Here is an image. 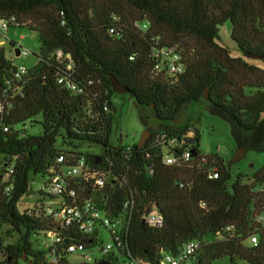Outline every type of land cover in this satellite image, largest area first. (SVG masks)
Listing matches in <instances>:
<instances>
[{
    "label": "trees",
    "instance_id": "trees-1",
    "mask_svg": "<svg viewBox=\"0 0 264 264\" xmlns=\"http://www.w3.org/2000/svg\"><path fill=\"white\" fill-rule=\"evenodd\" d=\"M100 1L0 0V17L14 14L32 19L34 26L29 29L38 33L40 44L37 61L30 66L27 82L5 121L13 130L0 128V152L16 157L12 192L4 193L7 183L1 172L6 173L7 167L2 166L0 172V252L5 255L1 264H52L45 249L34 247L32 237L45 234L54 224L20 212L18 204L29 193L32 175H43L67 147L80 151L84 146H111L117 114L112 77L127 85L140 105H154L161 119L176 117L186 103L201 98L206 88L212 100L243 127L256 128L264 115V69L247 61L264 62V0ZM113 14L120 21L115 22ZM145 20L151 25L148 33L135 26ZM227 22L242 56L219 42L220 28ZM113 24L116 32L109 33ZM154 39L179 45L187 64L185 73L176 78L153 73ZM58 49L71 55L78 79L94 81L86 94H73L59 84V75L67 69L56 58ZM11 65L7 48H1L0 85L10 76ZM105 103L110 111L104 109ZM39 115L43 132L22 135L26 130L19 125L38 123ZM196 140L198 148L199 133ZM218 152L207 154L203 168L167 166L153 156V175L146 172L151 160L137 144L130 160L111 150L102 155L78 154L91 161L99 156L101 166L113 163V168L128 171L130 188H109L113 199L106 208L118 214L133 191L137 208L128 246L143 264H157L161 248L177 253L187 241L203 237L211 241L199 253V264H264V221H257L264 210V167L253 170L248 182L243 173L233 177ZM207 167L219 171V178H208ZM151 207L164 215L160 228L142 219V211ZM229 225L234 228L226 230ZM5 226L6 234L17 233L16 243L4 244ZM252 235L258 236L256 246L249 242Z\"/></svg>",
    "mask_w": 264,
    "mask_h": 264
},
{
    "label": "built area",
    "instance_id": "built-area-1",
    "mask_svg": "<svg viewBox=\"0 0 264 264\" xmlns=\"http://www.w3.org/2000/svg\"><path fill=\"white\" fill-rule=\"evenodd\" d=\"M112 16L115 22L120 21L116 14ZM33 26L34 22L30 18H20L14 14L0 17V49H9V53L13 56L11 57V74L5 78L3 85H0V128L5 132L13 130L12 126L5 121L13 111L14 99L22 93L30 69V66L15 62L17 57L28 56L30 51L9 39L8 31L12 27ZM135 26L143 33H148L151 28L148 20L137 21ZM116 29V25L113 24L109 28V33H115ZM154 44L155 47L151 52L154 74L164 73L169 78H176L185 73L187 64L178 44L164 45L155 39ZM16 49L20 51L19 56L16 55ZM55 55L67 69L65 74L59 75V84L76 95L90 91L94 81H84L74 75L71 55L64 53L62 49L56 50ZM134 58V55L130 56V59ZM104 109L110 111V105L105 103ZM22 135L26 136L27 132H22ZM196 136L191 127L184 130H163L152 133L145 144L147 146L139 147L145 152V157L151 160V166H146V172L149 175L155 173L153 156L167 166L195 164L198 168H203L207 164V154L198 151ZM133 145L125 144L121 135L118 146L111 145L107 149L114 152L115 156L121 153L123 158L130 160ZM99 147L103 150L102 146ZM193 149H196V155L193 154ZM67 150L51 162L43 174L47 180L43 182L39 190L33 189V181L30 179L29 193L23 197L35 195V200L29 201L25 210L28 215L49 219L54 224V228L45 232V235L50 238V242L46 244L49 262L52 264H100L104 261L109 264H143L133 257L128 246L133 215L137 208L133 191L130 189L131 195L123 201L122 210L118 214L114 215L110 208H106V204L113 199V193L109 188L111 190L116 187L130 188L128 171L113 168V163L103 167L101 159L97 160L99 156L91 161L87 156L78 154L84 152L83 149L78 151L73 146H69ZM102 154L101 151L96 155ZM15 160L16 157L11 159L0 152V172L2 166L7 167L6 173L1 172V177L7 183L4 188L5 194L12 192L16 187ZM206 172L210 179L220 176L219 171L213 167H207ZM185 185L184 181L180 183L181 187ZM201 206L205 208L206 204L202 203ZM142 219L147 225L156 228L162 227L165 222L162 211L157 207L144 209ZM257 221H264V210ZM233 228V225H229L226 230ZM103 230L109 235L106 240L103 239ZM73 235H80L83 239L88 238L89 242L75 240ZM210 241L209 237L189 240L177 253L161 248V256L157 264H199L197 257ZM249 242L253 246L258 245V236L252 235ZM95 250L98 251V257Z\"/></svg>",
    "mask_w": 264,
    "mask_h": 264
},
{
    "label": "rangeland",
    "instance_id": "rangeland-1",
    "mask_svg": "<svg viewBox=\"0 0 264 264\" xmlns=\"http://www.w3.org/2000/svg\"><path fill=\"white\" fill-rule=\"evenodd\" d=\"M101 3L96 0V4ZM231 22L225 23L220 28V44L229 47L235 56H242V53L237 48L235 42L231 38ZM9 39L13 40L18 45H22L30 51L28 56H19L15 59L17 64H25L31 66L36 63V55L39 54V38L38 33L30 30L27 27H12L8 31ZM24 36V38H22ZM8 55L9 49H7ZM11 57H13L11 55ZM247 60V58H245ZM249 63L258 65L264 69V62L247 60ZM208 95L209 90L206 92ZM117 106L116 119L113 126V135L111 137V145L117 147L120 141V136H123L125 144L138 143L142 132L145 129H150L153 133L163 130H184L191 127L195 133L200 134L198 150L205 154L218 153L224 157L227 163L233 158L237 150L246 151L243 158L238 161H233L231 166H228L233 177L239 173L246 175L248 182L252 181L253 170H259L264 167V115L261 122L256 128L248 129L243 127L240 129L233 118L210 104L205 98H199L200 101H190L186 103L178 112L176 117L172 119H161L155 113V106L140 105L136 98L127 93H117L114 96ZM38 123L27 121L25 125H19L20 128H25L28 134L40 135L43 132V117L37 116ZM61 138L58 139V145H61ZM85 152L99 154L102 148L99 146H84ZM33 189L39 190L44 181L45 175H32ZM264 189V185L262 186ZM264 198V192L263 196ZM35 195H28L21 199L18 204L19 211L24 213L29 201H34ZM7 226L4 228V244L16 243L18 239L17 233L11 235L6 234ZM103 239L109 238L108 233L103 230ZM34 247L36 249L47 250V243L50 238L44 233H39L32 237ZM96 257L99 256L95 250ZM4 253L0 252V264L4 260ZM23 264H30L24 261Z\"/></svg>",
    "mask_w": 264,
    "mask_h": 264
},
{
    "label": "water",
    "instance_id": "water-1",
    "mask_svg": "<svg viewBox=\"0 0 264 264\" xmlns=\"http://www.w3.org/2000/svg\"><path fill=\"white\" fill-rule=\"evenodd\" d=\"M16 55L19 56L20 55V51L19 49H16ZM111 85H112V88L115 90V92L117 93H127V94H130L132 95L133 97L136 98L135 96V93L125 84L121 83L117 78L115 77H112L111 78ZM209 90V88H206L204 90V93L202 95V98H205L210 104H212L213 106L215 107H218L219 109H221L222 111H224L225 113H227L228 115H230L233 120L235 121V123H237L238 127L240 129L243 128V126L238 122V120L235 118V116L233 114H230L229 112H226L225 110H223L216 102H214L211 98V95L210 93H208V95H206L207 91ZM194 102L196 101H200L199 99L198 100H193ZM155 113H157V110H155ZM153 131L150 130V129H145L142 134H141V137L137 143V146L138 147H142L146 144L147 140L149 139V137L152 135ZM193 154L196 155V149H193ZM243 154H246V151H243V150H237L235 155L233 156V158L230 160V162L228 163V166H231V163L233 161H238L240 158H243ZM99 161V158L97 159ZM100 264H109L108 262H100Z\"/></svg>",
    "mask_w": 264,
    "mask_h": 264
},
{
    "label": "flooded vegetation",
    "instance_id": "flooded-vegetation-1",
    "mask_svg": "<svg viewBox=\"0 0 264 264\" xmlns=\"http://www.w3.org/2000/svg\"><path fill=\"white\" fill-rule=\"evenodd\" d=\"M109 151H110V149L103 148L102 153H103V154H106V153H108Z\"/></svg>",
    "mask_w": 264,
    "mask_h": 264
}]
</instances>
